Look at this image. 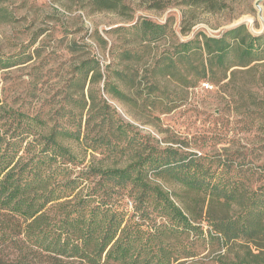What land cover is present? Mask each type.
Masks as SVG:
<instances>
[{"label": "trees", "instance_id": "16d2710c", "mask_svg": "<svg viewBox=\"0 0 264 264\" xmlns=\"http://www.w3.org/2000/svg\"><path fill=\"white\" fill-rule=\"evenodd\" d=\"M161 1L151 7L162 9ZM234 1L180 0V31L191 28L199 10L216 13ZM89 4L129 10L123 0ZM167 26L146 18L132 25L146 44ZM174 48L154 70L187 86L219 84L233 67L264 66V31L253 34L244 24L220 35L198 31ZM27 57L0 55V67ZM84 64L90 65L84 81L87 72L101 77L96 59ZM88 99L69 96L80 112L61 108L56 114L67 120L49 122L0 98V264H179L193 257L194 240L243 241L242 254L219 255L218 263L264 264V181L253 185L264 173L215 154L150 144L106 99ZM73 143L102 157L86 160ZM160 180L181 189L168 191Z\"/></svg>", "mask_w": 264, "mask_h": 264}, {"label": "rangeland", "instance_id": "374dc122", "mask_svg": "<svg viewBox=\"0 0 264 264\" xmlns=\"http://www.w3.org/2000/svg\"><path fill=\"white\" fill-rule=\"evenodd\" d=\"M123 1L127 14L94 10L89 0H0V55L12 60L29 56L0 67L3 104L52 122L67 120L56 114L61 108L80 112L69 96L88 101L90 95L101 97L150 144L215 154L263 174L264 66L233 67L219 84L199 80L188 86L157 73L154 66L198 31L220 35L244 24L253 34L263 32L264 0H236L216 13L199 10L186 32L179 26L180 0H162L167 4L162 9L151 7L152 0ZM142 18L167 21L165 35L149 44L141 41L132 25ZM89 58L98 61L101 77L91 79L93 72H87L84 81L90 65L82 63ZM72 146L86 160L102 157L99 151ZM159 182L171 192L181 189L167 180ZM124 202L131 208L128 198ZM191 242L193 257L179 264H219V255L232 259L243 250V241L223 246Z\"/></svg>", "mask_w": 264, "mask_h": 264}, {"label": "bare ground", "instance_id": "6f19581e", "mask_svg": "<svg viewBox=\"0 0 264 264\" xmlns=\"http://www.w3.org/2000/svg\"><path fill=\"white\" fill-rule=\"evenodd\" d=\"M250 19V18H249ZM245 21H247V20H245Z\"/></svg>", "mask_w": 264, "mask_h": 264}]
</instances>
